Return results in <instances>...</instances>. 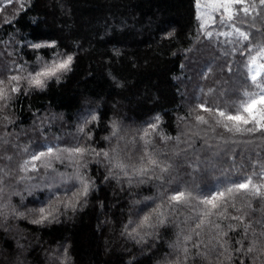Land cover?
<instances>
[{"label":"trees","instance_id":"obj_1","mask_svg":"<svg viewBox=\"0 0 264 264\" xmlns=\"http://www.w3.org/2000/svg\"><path fill=\"white\" fill-rule=\"evenodd\" d=\"M20 3H24L26 11L19 10ZM195 4L196 0H14L11 4L0 0V8L4 9L0 12V67H10L18 59L27 61L30 70L37 56L49 63L57 59V53L74 56L72 70L59 83L51 81L44 91L19 95L12 102L14 124L9 131L20 151L12 161V174L6 179L0 208L10 196L12 209L26 215L18 218L9 209L0 215V225L7 227V231L0 227V264H51L52 254L64 247L68 248L71 264H159L172 252L169 245L178 234L194 227L195 213L185 208L172 224L160 230V239L148 238L151 248L122 236L121 230L130 217L140 209L151 211L171 194L175 185H168L166 190L155 180L132 187H121L115 181L103 183L104 169H97L95 163L89 164V175L97 180L98 188L86 207L61 216L59 222H30L29 213L38 214L40 207L53 202L52 193L63 192L62 181L74 169L67 154L63 162L55 159L56 153L42 157L35 162V171L21 172L19 164L33 152L46 151L48 146L66 148L75 144L78 129L90 113L100 117L98 124L93 121L87 125L93 129L89 143L97 148L107 147L103 138L111 120L121 122L128 130L126 140L130 141L136 129L156 122L159 116L160 133L171 140L165 142L149 129L156 150L179 152L177 159L182 160L181 150L190 141L189 153L195 151L202 159L213 162L207 169V180L201 181L200 174L196 175L201 188L207 184L205 194L248 176L254 183L259 182V175L264 173V135L232 134L223 128L213 131L195 122L197 114L211 120L198 104L223 107L225 94H239L245 81L250 91H256L247 80V53L242 56L240 45L229 43L234 37L218 35L231 29L217 23L208 40L199 29ZM17 13V24L10 28L3 23L5 17L13 19ZM252 22L248 17L245 23L240 13L236 23L259 40L264 33V14L255 18V27H251ZM168 31L173 32L171 37L165 35ZM13 32L18 44H24L20 38L26 37L34 42L55 43L56 47L38 51L18 47L15 55L8 57L3 41ZM25 147L27 154L23 152ZM138 147L142 142L129 144V153ZM5 163L0 162V168ZM179 171L183 175L185 169ZM15 192L20 195H11ZM251 204L245 210L253 219H261L264 201L252 200ZM228 213L234 214V209L229 207ZM202 238L207 240V228ZM197 264L207 262L197 260Z\"/></svg>","mask_w":264,"mask_h":264},{"label":"snow or ice","instance_id":"obj_2","mask_svg":"<svg viewBox=\"0 0 264 264\" xmlns=\"http://www.w3.org/2000/svg\"><path fill=\"white\" fill-rule=\"evenodd\" d=\"M13 2L14 0H7V4ZM195 6L197 19L200 20L199 29L208 40L213 36L209 27L215 26L217 22L220 26L231 29L230 32L220 31L218 35L226 38L234 37L229 43L234 47L240 45L239 51L242 56L247 53V80L251 81V86L256 89L250 91L245 81L241 85L239 94L234 93L231 96L225 94L223 107H205L203 103L198 104L197 107L202 112L208 113L211 120L197 114L196 124L207 126L213 131L216 128H223L224 131L232 134L255 135L259 132L264 135V33H261L260 39L257 40L236 23L240 19V13H243L245 23L248 17H252L251 27H255V18L264 14V0L258 2L257 0H196ZM19 10H27L24 3H20ZM3 11L4 9L0 8V12ZM3 23L11 28L13 24L18 23V13L13 19L5 17ZM257 31L259 32V29ZM165 35L171 37L173 32L168 31ZM20 39L25 40V43L18 44L13 32L7 41H3L5 55L14 56L18 47L21 50L31 48L33 51L56 47L55 43L34 42L26 37ZM8 48L12 51H7ZM73 61L72 54L57 53V59L52 60L51 63L37 56L36 63L30 70L27 61L18 59L13 60L10 67H0V76L4 77L0 79V133H2L0 162H6L5 167L0 168V199H3L6 179L12 174V161L20 151V145L12 141L13 134L9 131V126L14 124L10 112L12 102L19 95L27 96L33 91H44L51 81L59 83L61 78L72 70ZM99 120V115L90 113L78 129L80 135L75 144L66 148L48 146L46 151L33 152L28 159H24L19 164L21 172L35 171L37 170L35 162L56 153L55 159L61 162L64 154H67L74 169L73 173L62 181L65 185L63 192L60 195L52 193L50 201L53 202L47 207H40L38 214L29 213L32 215L30 220L32 224L59 222L61 216L68 213L75 214L86 207L90 195L98 188L97 180L89 175V164L95 163L97 169H104L101 173L103 183L115 181L121 187L124 184L132 187L133 184L155 180L159 181L160 186L166 190L168 185H175L170 189L171 194H168L166 199L151 211L140 209L124 224L121 235L136 244H148L150 237L153 241L160 239V230L172 224L173 219L182 209L188 208L195 213L194 227L189 226V231L182 230L178 234L177 240L169 245L172 252L161 259L159 264H197V260L207 264H264V209L261 210L262 218L259 220L253 219L245 210L252 207V200L264 201V173L259 175V182L254 183L253 178L248 176L242 181H230L222 189L217 188L205 194L204 188H207V184L201 188L197 183L196 175L200 174L201 181L207 180V169L213 162L208 158L202 159L195 151L189 153L188 149L192 148L190 141L187 147L181 150L184 153L182 160L177 159L179 152L173 151L168 154L156 150L149 138V129L153 134L160 135L161 140L165 142L171 140V137L160 133L159 116L155 117L156 122L136 129V134L130 141L126 140L128 130L122 127L121 122L116 119L111 120L108 134L103 138L107 142V147L97 148L89 143L93 140V129L87 128V125L93 121L98 124ZM16 140H19L18 135ZM141 142L142 147L129 153V144L138 145ZM23 152L27 154L28 148L25 147ZM181 168L185 169L183 175L179 171ZM11 195H20V193L15 192ZM238 201L240 206H237ZM229 207L234 209V214L228 213ZM4 209L11 210V214L18 218L26 215L24 211L12 209L10 196L8 202L0 208V215L4 214ZM0 227H4L7 231L6 224ZM205 228L208 229L207 240L202 238ZM233 233L235 235H232ZM189 244L191 247L188 246ZM148 247L151 248L152 245L148 244ZM50 260L51 264H71L68 248L57 249Z\"/></svg>","mask_w":264,"mask_h":264},{"label":"rangeland","instance_id":"obj_3","mask_svg":"<svg viewBox=\"0 0 264 264\" xmlns=\"http://www.w3.org/2000/svg\"><path fill=\"white\" fill-rule=\"evenodd\" d=\"M196 14H197V9H196ZM198 22H199V24H200V20H198ZM217 23H218V22H217ZM209 25H210V22H209ZM216 25H217V24H216ZM213 27H215V26H211V27H209V30H212Z\"/></svg>","mask_w":264,"mask_h":264}]
</instances>
